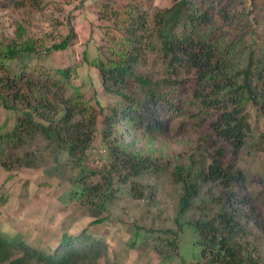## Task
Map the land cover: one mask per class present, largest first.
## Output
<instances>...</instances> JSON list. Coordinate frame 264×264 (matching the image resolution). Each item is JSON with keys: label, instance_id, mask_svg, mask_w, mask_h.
<instances>
[{"label": "trees", "instance_id": "obj_1", "mask_svg": "<svg viewBox=\"0 0 264 264\" xmlns=\"http://www.w3.org/2000/svg\"><path fill=\"white\" fill-rule=\"evenodd\" d=\"M19 5L31 10L38 6L33 0ZM99 21L104 23V59L91 64L100 72L104 92L116 100L101 107L93 104L75 84L76 64L38 67L43 51L38 42L4 44L0 101L20 114L0 145L21 147L41 136L66 152L83 173L73 200L94 210L90 214L97 219L90 224H102L107 217L98 218L99 212L108 209L111 198L102 184L87 179L99 124L111 158L109 176L130 180L168 166L153 151L133 148L127 141L131 131L145 130L160 138L183 116L186 126L211 120L212 131L205 138L211 156L192 159L185 167L178 164L173 172L182 191L181 215L201 198L206 185L218 184V195L204 199L206 211L211 204L215 213L191 223L201 257L190 264H264V191L247 192L250 178L240 165L264 153V0H175L159 11L149 0H127L124 5H103ZM70 31L44 51L67 50L74 40ZM193 106L198 115L187 113ZM259 181L264 183V174ZM136 194L143 198V193ZM88 228L78 235L64 233L50 251L0 229V264H81L107 256L106 243ZM170 243L178 246L172 239Z\"/></svg>", "mask_w": 264, "mask_h": 264}, {"label": "rangeland", "instance_id": "obj_2", "mask_svg": "<svg viewBox=\"0 0 264 264\" xmlns=\"http://www.w3.org/2000/svg\"><path fill=\"white\" fill-rule=\"evenodd\" d=\"M33 1L38 6L31 10L28 6L21 7V0H0V47L26 39L36 41L43 50L36 60L38 67L48 69L76 64L75 84L87 98L92 97L93 104L100 107L114 102L116 99L104 92L100 72L91 62L104 59L100 49L104 43V23L99 21L103 5H124L127 0ZM149 1L155 11L166 10L175 2ZM71 29L74 40L67 50L44 51L46 46L61 43ZM9 63L13 68V61ZM3 73L0 69V77ZM187 113L198 115L199 109L193 106ZM19 114L20 111L7 109L0 101L1 144L2 135L15 127ZM254 118L253 115L252 122ZM186 122V116L179 118L170 132L160 138L145 130L129 133L127 141L132 142L133 148L153 151L162 165H168L160 173H145L130 180H121L116 174L109 176L111 158L103 144L99 124L89 155L91 173L87 179L102 184L111 198L108 209L99 212L98 218L107 217L102 224H90L97 219L90 214L94 210L89 212L78 200H73V190L77 181H83V173L74 167L66 152L56 149L53 142L41 136L21 147L10 143L0 145V229L22 235L34 248L50 251L58 247L64 233L78 235L89 227V233L106 243L108 254L81 264L198 262L201 248L191 223L208 219L215 213L211 204L206 211L204 199L211 193L218 195V184L206 185L201 198L194 199L189 210L180 214L182 191L173 175L175 167L178 164L185 167L192 159L205 161L212 154L205 141L212 131L211 120L202 121L201 126L191 123L186 126ZM182 123L185 128L180 127ZM99 151H104L101 158ZM95 156L100 159V165L93 162ZM27 162L31 166H26ZM240 165L250 178L247 192L264 191V183L259 181V175L264 174V153ZM132 186L136 189L132 190ZM136 193H143V198H137ZM173 231L178 235H172ZM169 239L178 246L172 247Z\"/></svg>", "mask_w": 264, "mask_h": 264}, {"label": "built area", "instance_id": "obj_3", "mask_svg": "<svg viewBox=\"0 0 264 264\" xmlns=\"http://www.w3.org/2000/svg\"><path fill=\"white\" fill-rule=\"evenodd\" d=\"M95 158V164L96 165H100V163H101V161H100V159L99 158H97L96 156L94 157Z\"/></svg>", "mask_w": 264, "mask_h": 264}]
</instances>
